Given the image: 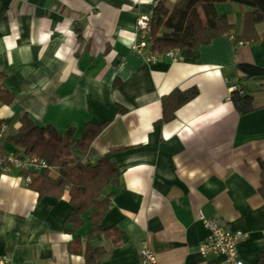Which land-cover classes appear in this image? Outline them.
Masks as SVG:
<instances>
[{
  "label": "crops",
  "instance_id": "1",
  "mask_svg": "<svg viewBox=\"0 0 264 264\" xmlns=\"http://www.w3.org/2000/svg\"><path fill=\"white\" fill-rule=\"evenodd\" d=\"M178 1L0 0V88L15 95L0 107V148L16 150L7 137L24 113L60 131L73 126L77 138L87 123L109 121L90 149L74 148L73 157L96 163L107 156L120 169L121 185L99 222L123 231L118 246L104 233L91 234L87 211L71 232L68 189L40 198L19 171L0 172V259L87 264L91 246L109 251L98 264H141L147 242L156 264H231L220 254H200L209 233L203 212L246 232L239 257L256 264L264 251V80L245 77L237 63L264 67V21L246 28L251 8L220 2L215 7L234 24L233 35L187 57L165 52L150 61L133 48L137 20L156 2L172 8ZM232 83L252 95V111H237ZM192 90L196 96L174 109ZM58 174L51 167L49 175Z\"/></svg>",
  "mask_w": 264,
  "mask_h": 264
},
{
  "label": "trees",
  "instance_id": "2",
  "mask_svg": "<svg viewBox=\"0 0 264 264\" xmlns=\"http://www.w3.org/2000/svg\"><path fill=\"white\" fill-rule=\"evenodd\" d=\"M235 1L251 8L245 14L246 28H253L255 24L264 21V0H179L172 8L163 2H158L151 9V36L150 51L162 54L170 50H178L180 56L187 57L203 44L210 43L214 38L222 35H230L234 30V24L230 23L225 14H219L217 4L220 2ZM233 35V33H232ZM245 31L242 38L247 37ZM264 37V36H263ZM234 36V44L238 43ZM239 69L247 78L264 80V67L248 62H238ZM5 77V75H4ZM241 94L235 90L232 99L237 111L247 113L254 107L251 105L252 95L245 92ZM197 94L196 90L180 96L175 107L183 105ZM15 95L6 88H0V107L13 101ZM125 112L124 108H119ZM16 132L9 133L7 139L14 144L16 152H23L26 156H36L45 159L51 167H57L58 177L49 175L50 169L35 171L24 169L18 173L24 177H31L28 182L33 190L43 195L49 194L55 197L63 195L69 190L72 209L65 222L71 223V232H75L83 225L81 218L83 213L90 211L92 222L91 234L104 233L112 245L122 244L123 231L117 226L102 228L101 219L107 212L111 203L113 189L121 185L122 173L107 156L101 157L96 163L76 162L73 157V149L88 150L91 142L103 131L109 121L101 124L87 123L80 137H76V128L69 126L65 131H60L53 125L38 124L28 114L24 113L19 120ZM3 121L0 118V127ZM261 186L260 192L264 195V158L260 159ZM111 188L107 195L104 191ZM109 251L103 247L92 248L87 246L85 258L87 264H98ZM256 264H264V251L259 253Z\"/></svg>",
  "mask_w": 264,
  "mask_h": 264
},
{
  "label": "built area",
  "instance_id": "3",
  "mask_svg": "<svg viewBox=\"0 0 264 264\" xmlns=\"http://www.w3.org/2000/svg\"><path fill=\"white\" fill-rule=\"evenodd\" d=\"M158 2L155 3V5ZM152 10L149 13L141 14L137 20L136 41L133 48L138 53L145 56L150 61L157 60L156 53L150 51L152 44L151 36V17ZM243 42L240 41L239 44ZM169 56L179 57L178 50H171L166 53ZM229 93L232 94L235 90L243 94L244 91L238 83L229 84ZM5 128L0 127V138L3 137ZM24 169H34L35 171H42L51 169V166L45 159H40L36 156H26L22 152L1 151L0 150V172H11L14 170L21 171ZM27 182L31 181V177H25ZM200 219L204 226L209 231L208 236L199 243V252L202 256H209L212 254H220L224 256L231 264H244V260L239 257L238 246L240 241L247 237L246 232L242 230H233L223 222L219 217H207L203 212H200ZM139 253L141 256V264H156L157 255L155 251L149 246L147 242L140 245ZM0 264H9V258L0 259Z\"/></svg>",
  "mask_w": 264,
  "mask_h": 264
},
{
  "label": "rangeland",
  "instance_id": "4",
  "mask_svg": "<svg viewBox=\"0 0 264 264\" xmlns=\"http://www.w3.org/2000/svg\"><path fill=\"white\" fill-rule=\"evenodd\" d=\"M3 127L5 128V126L3 125ZM4 135V134H3ZM1 139V138H0ZM0 150L1 151H5V150H2L1 148H0ZM11 151H14V150H11ZM23 153V152H22ZM16 171V170H15ZM1 173H8V172H1Z\"/></svg>",
  "mask_w": 264,
  "mask_h": 264
}]
</instances>
